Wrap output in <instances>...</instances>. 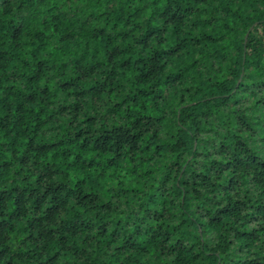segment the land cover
Listing matches in <instances>:
<instances>
[{"label":"trees","instance_id":"1","mask_svg":"<svg viewBox=\"0 0 264 264\" xmlns=\"http://www.w3.org/2000/svg\"><path fill=\"white\" fill-rule=\"evenodd\" d=\"M0 264H264V0H0Z\"/></svg>","mask_w":264,"mask_h":264}]
</instances>
